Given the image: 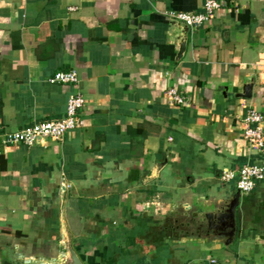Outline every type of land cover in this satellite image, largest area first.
<instances>
[{"label":"crops","instance_id":"1","mask_svg":"<svg viewBox=\"0 0 264 264\" xmlns=\"http://www.w3.org/2000/svg\"><path fill=\"white\" fill-rule=\"evenodd\" d=\"M217 1L191 30L166 15L205 0H0V264L58 259L63 226L82 264H264V179L229 245L180 224L230 199L223 171L264 167L242 137L251 109L264 135V0ZM73 70L77 88L49 82ZM76 90L83 128L3 144L63 119Z\"/></svg>","mask_w":264,"mask_h":264},{"label":"built area","instance_id":"2","mask_svg":"<svg viewBox=\"0 0 264 264\" xmlns=\"http://www.w3.org/2000/svg\"><path fill=\"white\" fill-rule=\"evenodd\" d=\"M219 8L220 3L217 0H205L200 13L171 12L166 15V18L183 23L189 29L195 30L208 23ZM73 10V8L70 9V11ZM49 82L77 88L79 77L77 72L73 70L67 73H57ZM163 96L171 105L186 106L185 98L175 88L165 90ZM84 106L85 98L79 90H76L68 98L66 116L63 119L57 122L36 124L21 131L8 134L4 138L3 144H22L31 147L42 140L59 141L67 132L81 129L85 126V121L81 117ZM262 123L263 116L254 109L249 110L242 120V137L249 148L256 152L264 151ZM263 179L264 167L256 163L243 165L236 172L223 171L220 176V180L224 183L234 182L240 196L248 195L255 188L256 183Z\"/></svg>","mask_w":264,"mask_h":264},{"label":"water","instance_id":"3","mask_svg":"<svg viewBox=\"0 0 264 264\" xmlns=\"http://www.w3.org/2000/svg\"><path fill=\"white\" fill-rule=\"evenodd\" d=\"M176 22V21H174ZM179 23V22H178ZM186 28L187 26L183 23ZM186 48V38L182 39L179 43L178 54L176 60L179 61L184 53ZM251 84H246L243 88L241 98H250L251 97ZM240 202V193L235 190L231 195L230 199L223 204L220 209L215 213H206L201 217L193 216L184 217L180 220L182 228L185 227L190 232H195L199 238L206 236L212 241L222 242L224 245H229L236 233H237V224H236V210ZM60 243L63 248V252L58 259L46 262H30L27 261L26 264H82L80 258L73 250L71 245V237L68 234L65 226L62 228L60 234Z\"/></svg>","mask_w":264,"mask_h":264}]
</instances>
